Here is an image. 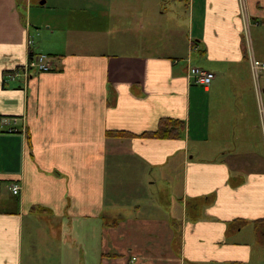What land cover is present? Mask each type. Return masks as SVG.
I'll return each instance as SVG.
<instances>
[{
	"label": "crops",
	"instance_id": "0c3cea01",
	"mask_svg": "<svg viewBox=\"0 0 264 264\" xmlns=\"http://www.w3.org/2000/svg\"><path fill=\"white\" fill-rule=\"evenodd\" d=\"M29 52L49 70L5 82ZM251 59L264 0H0V264L262 261ZM162 118L183 122L179 139L138 137Z\"/></svg>",
	"mask_w": 264,
	"mask_h": 264
},
{
	"label": "built area",
	"instance_id": "2783aa9c",
	"mask_svg": "<svg viewBox=\"0 0 264 264\" xmlns=\"http://www.w3.org/2000/svg\"><path fill=\"white\" fill-rule=\"evenodd\" d=\"M32 41L27 39V48L31 46ZM49 70L47 57L42 54H32L28 53L25 63L5 74V82L13 81H26L33 73L47 72ZM250 71L253 76H256L259 73L264 74V62L257 60H250ZM190 80L193 84H197L202 88H207L210 84V81L213 78V75L210 72L204 71L199 68L191 67L188 70ZM17 186H11L10 190L13 195L17 193Z\"/></svg>",
	"mask_w": 264,
	"mask_h": 264
},
{
	"label": "trees",
	"instance_id": "16d2710c",
	"mask_svg": "<svg viewBox=\"0 0 264 264\" xmlns=\"http://www.w3.org/2000/svg\"><path fill=\"white\" fill-rule=\"evenodd\" d=\"M184 124L178 120H171L167 118H162L158 121L157 127L154 131L145 132L138 137L147 139H157V140H175L179 139L183 133ZM105 137L111 138H131L133 135L125 132H105ZM255 225L261 223L260 220L254 222Z\"/></svg>",
	"mask_w": 264,
	"mask_h": 264
},
{
	"label": "rangeland",
	"instance_id": "374dc122",
	"mask_svg": "<svg viewBox=\"0 0 264 264\" xmlns=\"http://www.w3.org/2000/svg\"><path fill=\"white\" fill-rule=\"evenodd\" d=\"M43 31H45L44 29H42ZM94 33V31H93ZM81 35V36H80ZM80 35H78V37H81V42L83 44V42L85 41L84 45L86 48H84V46H80V49H94L93 48V42L92 40L94 39V37H96V35H92L91 32H82L80 33ZM89 35V36H88ZM92 36H93V39H92ZM104 50V48H102ZM264 74H262V77H263ZM263 80L260 79V82H262ZM263 232V235H264V231ZM44 247H45V242L42 243V244H38L35 242V249H36V253L39 252L41 254H43V250H44ZM260 253H263V260L261 261V259L258 260L259 264H264V248H262L260 250ZM256 261H251L249 264H255V263H258Z\"/></svg>",
	"mask_w": 264,
	"mask_h": 264
},
{
	"label": "water",
	"instance_id": "95a60500",
	"mask_svg": "<svg viewBox=\"0 0 264 264\" xmlns=\"http://www.w3.org/2000/svg\"><path fill=\"white\" fill-rule=\"evenodd\" d=\"M42 3V2H41Z\"/></svg>",
	"mask_w": 264,
	"mask_h": 264
}]
</instances>
